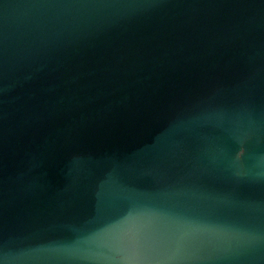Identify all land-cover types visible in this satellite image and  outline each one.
Masks as SVG:
<instances>
[{
	"label": "water",
	"instance_id": "obj_1",
	"mask_svg": "<svg viewBox=\"0 0 264 264\" xmlns=\"http://www.w3.org/2000/svg\"><path fill=\"white\" fill-rule=\"evenodd\" d=\"M0 264H264V0H0Z\"/></svg>",
	"mask_w": 264,
	"mask_h": 264
}]
</instances>
